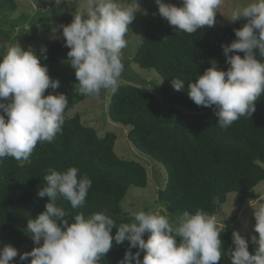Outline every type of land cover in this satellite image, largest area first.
<instances>
[{
	"label": "trees",
	"instance_id": "16d2710c",
	"mask_svg": "<svg viewBox=\"0 0 264 264\" xmlns=\"http://www.w3.org/2000/svg\"><path fill=\"white\" fill-rule=\"evenodd\" d=\"M16 8L15 0H0V54L14 40L17 27L39 24L42 31L51 32L54 17L72 20L74 13L40 9L32 16L13 19ZM156 9L159 19L166 20L159 14L158 6ZM247 22L241 18L232 26H203L192 34L176 32L170 25L162 33L148 31L136 54L128 61L122 58V77L131 62L155 70L162 77L161 85L150 81L155 92L145 87L148 79L139 85H119L111 96L108 114L115 122L130 126L129 140L165 167L166 184L158 189L157 199L165 206L162 214L171 219L197 209L218 216L228 195L234 192L242 204L260 198L254 188L264 181V93L255 102L252 117H241L227 129L217 126L213 108L197 106L187 94L188 82L202 75L211 66L210 61H217L221 70H227L221 44L231 43L235 39L233 30ZM45 46L48 74L60 81L55 91L66 94L68 106L62 133L52 142H38L27 161L12 157L0 160V248L11 244L18 250L15 264H30V258L27 262L19 261V254L35 246L27 223L45 210L49 200L47 196H38L46 184L44 176L48 169L64 171L76 166L92 180L82 207L73 209L69 202L57 201L69 221L80 212L86 216L105 212L117 224L131 222V214L123 203L132 186L146 188L149 183V171L144 164L117 154L116 133L107 132L101 137L96 128L83 122L80 113L67 115L91 96L79 94L75 70L67 57L70 49L64 41H48ZM254 53L258 56L259 49H254ZM173 78L185 81L183 90L172 87ZM218 227L222 231V257L218 264H231L230 252L235 248L232 226L229 223ZM128 246V241L117 244L113 240L101 264H118ZM255 248L249 241V252L253 253Z\"/></svg>",
	"mask_w": 264,
	"mask_h": 264
},
{
	"label": "clouds",
	"instance_id": "9594fccd",
	"mask_svg": "<svg viewBox=\"0 0 264 264\" xmlns=\"http://www.w3.org/2000/svg\"><path fill=\"white\" fill-rule=\"evenodd\" d=\"M155 3L176 32L195 33L203 26H214L218 11L225 15L220 11L224 0H181L180 6L164 0ZM86 5L72 13L69 24L52 31L62 29L80 95H99L102 90L115 93L124 71L122 50L127 47L125 37L135 10L129 0H86ZM226 16L232 22L248 21L233 30L231 43L221 44L229 67L221 70L217 61H210L211 66L188 82L187 89L197 106L213 108L221 129L241 117H252L255 102L264 93V0H248ZM39 51L37 55L32 46L25 50L16 43L0 54V160L27 161L38 142H52L62 133L68 98L55 91L60 81L52 79L47 66L41 64V59L48 58L47 47L41 46ZM171 85L181 91L185 81L173 78ZM49 88L53 91L45 95ZM44 180L38 196L49 200L43 212L28 220L27 231L35 246L19 254L21 262L31 258L30 264H101L113 240L129 244L118 264H218L221 260L222 231L217 217L202 209L184 211L174 219L160 211H132L131 222L120 224L105 212L87 216L80 212L69 221L57 201L65 200L73 209L82 207L92 180L76 166L64 171L50 168ZM254 219L258 236L250 239L257 245L255 251L250 253L249 241L234 230L231 264H264V205L255 209ZM17 256L18 250L11 244L0 248V264H15Z\"/></svg>",
	"mask_w": 264,
	"mask_h": 264
},
{
	"label": "rangeland",
	"instance_id": "374dc122",
	"mask_svg": "<svg viewBox=\"0 0 264 264\" xmlns=\"http://www.w3.org/2000/svg\"><path fill=\"white\" fill-rule=\"evenodd\" d=\"M129 2L135 12L125 37L128 42L127 47L122 50V58L127 61L136 54L146 36V32L158 31L162 33L163 28L170 25L167 20L159 19L155 0H129ZM164 2L180 6L181 0H164ZM247 2L248 0H224V4L221 6L220 11L225 15H222L219 11L217 12L214 27L234 25L235 22L230 21L226 15H230L234 7L242 6ZM15 3L17 8L12 14L13 19H19L26 15L32 16L40 9H50L51 11L65 13L69 11L75 12L76 9L84 10L87 6L86 0H15ZM84 15L86 18L87 14L85 13ZM71 21L70 19L54 17L52 21L53 29L58 28L60 24H69ZM61 40L64 41L62 29H59L56 33H53V31L44 32L39 24L27 23L17 27L14 33V40L9 43L8 46L18 43L25 50H27L29 46H32L37 55H40L39 50L41 46H45L46 42ZM41 64L46 65L47 68L49 67L46 60L41 59ZM143 79H148V83L145 87L154 92L155 87L150 81L153 80L155 84L160 85L162 83V77L155 70L143 69L138 64L131 62L127 67L125 75L121 77L119 85H139ZM52 91L51 88L47 89L45 95ZM59 93H62V91ZM112 94L110 90H102L99 95L91 96L78 103L67 115L72 116L75 113H80L83 122L88 126L96 128L101 137L107 132L116 133L118 136L115 146L117 154L126 159L137 160L146 166L149 171V183L146 188L135 186L130 188L128 197L123 203L125 210L130 214L132 211L139 210L160 211L162 214V212L165 211V206L157 199V191L160 187L165 186L167 171L161 163L141 152V150L129 140L130 126L117 123L111 119L108 114V108L110 106ZM254 192L260 196V198L252 199L244 204L240 202L237 193H230L227 202L221 207L220 214L216 216L217 223L220 224L221 227L226 225L229 226L230 223L233 231H239V233L250 242L252 235L258 236V233H255L253 230V225L255 224L254 211L256 208L264 205V202L261 201V199L264 198V181L260 182L254 188ZM116 231L117 228L114 227L111 234L114 236ZM147 237L148 234H145L144 238L147 239ZM255 247H257V245H255Z\"/></svg>",
	"mask_w": 264,
	"mask_h": 264
}]
</instances>
